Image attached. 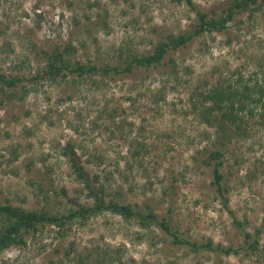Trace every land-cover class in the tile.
<instances>
[{
  "label": "rangeland",
  "instance_id": "rangeland-1",
  "mask_svg": "<svg viewBox=\"0 0 264 264\" xmlns=\"http://www.w3.org/2000/svg\"><path fill=\"white\" fill-rule=\"evenodd\" d=\"M192 1L219 14L228 0ZM194 22L184 1L0 0V71L33 75L44 63L35 50L52 48L58 37L76 46L74 59L121 63L120 53H149L161 38ZM172 56L177 82L167 78V64L100 89L87 80L77 85L42 80L27 85L23 100L4 98L0 90V203L53 215L92 205L62 154L71 144L91 179H108L106 200L147 205L178 234L200 243L243 245L211 185L212 169L202 152L213 143L215 128L199 114L200 103L194 110L192 95L239 77L244 83L264 77V5L253 18L237 15L222 32L196 37ZM159 89L164 100L154 103ZM108 107L119 108V116L110 119ZM242 127L223 150L221 171L233 216L246 231L261 230L260 253L195 252L172 244L155 225L141 228L104 211L74 221L64 234L46 226L25 245L1 251L0 264H75L86 255L89 260L96 248L125 264H264V123L249 115ZM137 140L150 148L142 161L129 151Z\"/></svg>",
  "mask_w": 264,
  "mask_h": 264
},
{
  "label": "trees",
  "instance_id": "trees-1",
  "mask_svg": "<svg viewBox=\"0 0 264 264\" xmlns=\"http://www.w3.org/2000/svg\"><path fill=\"white\" fill-rule=\"evenodd\" d=\"M174 1H184L193 10L195 22L190 29L178 35L170 33L161 38L151 52L139 54L137 52L121 51L120 54L124 55L125 59L123 62L116 64L98 61L84 63L73 58L77 51L76 46L71 41L64 43L58 37L57 43L52 48L35 50L36 56L41 57L44 63L42 68L33 75L17 74L8 76L0 71L2 95L10 100H23L30 92V87H27V85L29 83L35 85L36 82L42 80L54 83L59 81L72 85L87 80L90 82V86L100 89L108 86L110 82H116L132 75L137 70L158 69L167 64L171 67L170 71L166 73L167 78L177 82L179 75L175 68L173 53L186 48L196 37L213 32H222L227 28L229 22L234 21L237 15L248 13V16L253 18L264 5V0H228L223 11L214 14L199 9L192 0ZM161 89L164 92L165 87H161ZM161 89L154 97V103L164 100ZM20 90H22V93L18 94ZM125 100L129 101L131 98L127 97ZM192 101H194V110L198 109L197 102L200 103L199 114L210 127L215 128L213 143L205 146L202 152L206 155L205 163L211 166L212 169L211 185L214 186L222 199L224 208L232 214L233 221L241 232L243 245L224 246L220 243L214 244L211 240L200 243L178 234L172 229L166 218H159L147 205L138 207L120 203L115 199L106 200L108 179L103 178L104 180H101L99 176L91 179L80 163V158L76 155L73 146L67 144L62 149V154L70 162L77 179L87 189L93 200L92 205H79L65 215H53L45 211H27L8 202L0 203V252L11 246L25 245L28 236L38 234L46 226H54L60 233L64 234L74 221L79 220L83 223L90 217L106 211L119 215L126 220H134L141 228H150L155 225L167 235L172 244L186 246L195 252L204 250L222 255H238L242 251L248 254L260 253L258 245L261 230L256 229L253 233H250L233 216L232 211L228 208L221 168L223 165V150L226 148L227 143L243 130L242 124L245 123V118L250 115L257 118L261 124L264 123V77L254 83H244L242 77H239L233 80L231 84L216 83L209 86L207 90L197 88L193 92ZM118 111L119 108L108 107L105 112L110 119H115L119 116ZM140 142L138 143L137 140L138 146L132 145L129 151L133 158L138 157L142 161L143 155L150 154V148L144 143L140 144ZM97 158L100 164L103 160L100 157ZM156 158L155 156L153 162L157 160ZM66 255H69V252ZM75 264L125 263L121 258H115L108 249H99L98 251L96 248L89 260L88 255H86L76 259Z\"/></svg>",
  "mask_w": 264,
  "mask_h": 264
}]
</instances>
